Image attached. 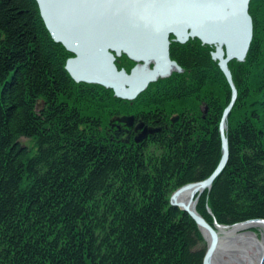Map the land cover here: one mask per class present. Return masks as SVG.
Wrapping results in <instances>:
<instances>
[{"label": "trees", "instance_id": "obj_1", "mask_svg": "<svg viewBox=\"0 0 264 264\" xmlns=\"http://www.w3.org/2000/svg\"><path fill=\"white\" fill-rule=\"evenodd\" d=\"M248 10V52L228 63L229 156L197 203L228 226L264 219V0ZM175 43L183 71L126 100L74 80L37 0H0V264H202V232L170 196L217 167L232 91L213 45ZM122 115L159 130L118 137Z\"/></svg>", "mask_w": 264, "mask_h": 264}, {"label": "water", "instance_id": "obj_2", "mask_svg": "<svg viewBox=\"0 0 264 264\" xmlns=\"http://www.w3.org/2000/svg\"><path fill=\"white\" fill-rule=\"evenodd\" d=\"M43 20L53 39L61 42L74 55L66 61V69L74 80L97 83L113 88L115 94L126 99L135 98L150 81L167 76L181 66L170 58V35L185 42L198 37L202 43L213 45L212 57L224 72L231 86V100L225 107L219 124L222 156L217 167L206 178L187 183L170 196V204L188 212L197 223L207 247L202 264H220L245 259L246 253H228L227 239L219 235L216 221L209 223L198 211L199 196L211 187L223 170L229 146L225 134L226 119L236 98L237 88L229 68L232 59L244 60L253 37V20L249 13L250 0H37ZM125 53L135 61L152 67L142 74L134 69L127 73L118 69L114 60ZM138 64V65H139ZM134 115H122L116 121L131 127ZM177 116L172 118L176 121ZM119 128V126H118ZM141 130L138 142L159 128L137 122ZM263 218L248 219L242 222ZM232 226V225H231ZM253 232V231H250ZM254 233V232H253ZM209 236V239H207ZM257 242V240L255 239ZM256 253V252H255ZM214 255V256H213ZM264 251L250 264H262ZM222 263V262H221Z\"/></svg>", "mask_w": 264, "mask_h": 264}, {"label": "bare ground", "instance_id": "obj_3", "mask_svg": "<svg viewBox=\"0 0 264 264\" xmlns=\"http://www.w3.org/2000/svg\"><path fill=\"white\" fill-rule=\"evenodd\" d=\"M148 67V64L137 65V67L134 69V72H136L137 74H133V76H140V74L146 72L149 69ZM254 227H259L261 229L260 231L262 238H258L259 236L255 232H250V230ZM217 230L219 232V235L223 236V239L228 240V253L247 254L242 255L245 259L240 258L238 260L239 263L226 261L224 262L225 257H223V260L221 261L222 263L220 262V264H250V262H254L257 257L260 256V253L264 251V223H260L257 221H249L232 226L218 225ZM207 239H209V236H207ZM255 239L257 240V242L255 241Z\"/></svg>", "mask_w": 264, "mask_h": 264}, {"label": "rangeland", "instance_id": "obj_4", "mask_svg": "<svg viewBox=\"0 0 264 264\" xmlns=\"http://www.w3.org/2000/svg\"><path fill=\"white\" fill-rule=\"evenodd\" d=\"M259 1V0H258ZM196 37H189L186 41H188V40H190V39H195ZM170 39H171V43H170V47L172 48V47H174V45H176V41L177 40H175V38H174V35H170ZM185 41V42H186ZM214 49H215V47H214ZM61 53L62 54H65L63 51H61ZM170 53V52H169ZM171 58V57H170ZM132 61H129L130 63L128 64V61L126 60L125 61V63H123L124 62V60H123V53H121L120 55H117L116 56V58H115V60H114V62H115V64H116V66H117V68L118 69H124L127 73H130L131 72V70L136 66V65H138L139 63H142V61H135V60H133V59H131ZM150 65V67H152V63H149ZM181 71H183V69L181 70ZM173 72H179V71H177V70H172L171 71V73L169 74V75H167V76H159L158 78H164V77H169ZM157 78V79H158ZM156 79V80H157ZM156 80H154V81H156ZM154 81H150L148 84H147V86L142 90V91H140L136 96H135V98L138 96V95H140L147 87H148V85L151 83V82H154ZM104 86V85H103ZM104 87H106V86H104ZM107 88H111V87H107ZM112 90H113V88H111ZM113 92H114V90H113ZM114 95L116 96V97H118V98H122V99H126V98H123V97H119V96H117L116 94H115V92H114ZM135 98H132V99H126V100H133V99H135ZM22 142L23 143H28V139L27 138H23L22 139ZM214 222V221H213ZM211 224H213V223H211ZM261 229L259 228V227H254V228H252L250 231H253V232H255L259 237L258 238H262L261 236V231H260ZM203 235V234H202ZM204 237V236H203ZM204 241H205V244H206V246H207V241H206V239L204 238Z\"/></svg>", "mask_w": 264, "mask_h": 264}, {"label": "flooded vegetation", "instance_id": "obj_5", "mask_svg": "<svg viewBox=\"0 0 264 264\" xmlns=\"http://www.w3.org/2000/svg\"><path fill=\"white\" fill-rule=\"evenodd\" d=\"M192 37V36H191ZM141 119L135 118L133 125L131 127L126 126L124 123H120L118 121H112V129L117 130L118 137L129 139H134V137L140 132V130H135L134 127ZM119 126V128H118ZM117 128V129H116Z\"/></svg>", "mask_w": 264, "mask_h": 264}]
</instances>
